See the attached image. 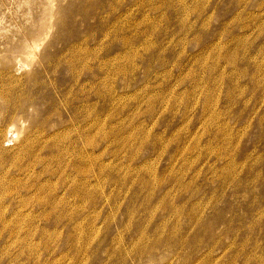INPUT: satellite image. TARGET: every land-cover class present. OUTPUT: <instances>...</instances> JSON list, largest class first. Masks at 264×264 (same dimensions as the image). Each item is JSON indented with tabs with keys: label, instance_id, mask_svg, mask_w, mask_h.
<instances>
[{
	"label": "rangeland",
	"instance_id": "374dc122",
	"mask_svg": "<svg viewBox=\"0 0 264 264\" xmlns=\"http://www.w3.org/2000/svg\"><path fill=\"white\" fill-rule=\"evenodd\" d=\"M98 1L0 0V73L37 102L3 127L13 163L85 81L67 68L80 52L91 76L89 139H76L91 158L18 177L24 199L0 195V264H264V0ZM133 128L149 144L131 161L117 145Z\"/></svg>",
	"mask_w": 264,
	"mask_h": 264
},
{
	"label": "bare ground",
	"instance_id": "6f19581e",
	"mask_svg": "<svg viewBox=\"0 0 264 264\" xmlns=\"http://www.w3.org/2000/svg\"><path fill=\"white\" fill-rule=\"evenodd\" d=\"M97 1V0H96ZM101 2V0H99ZM98 1V2H99ZM103 1V0H102ZM193 1V0H192ZM99 2V3H100ZM117 2V1H116ZM138 2V1H137ZM196 2V1H195ZM118 3V2H117ZM116 3V4H117ZM106 4V3H105ZM91 5V4H90ZM89 5V6H90ZM95 5V4H94ZM101 5V4H100ZM99 5V6H100ZM172 5V4H171ZM181 5V10L180 12H183V9L186 7V3L184 2H178V6ZM105 6V5H104ZM108 6V5H107ZM188 6V5H187ZM88 7V6H87ZM85 7V9L87 8ZM96 7V5H95ZM94 7V8H95ZM103 7V6H102ZM109 7V6H108ZM174 7V6H173ZM91 8V7H90ZM100 8V7H99ZM82 9V8H80ZM97 11L100 10L98 8H96ZM95 9V10H96ZM111 9V8H109ZM89 10V7H88ZM91 10V9H90ZM93 10V9H92ZM102 10V9H101ZM186 12L183 13L185 15H189L190 14V8L186 7ZM184 10V11H185ZM96 11V12H97ZM104 11V10H103ZM93 12V11H92ZM106 13V12H105ZM110 13V12H109ZM177 13V12H176ZM107 14V13H106ZM110 15V14H109ZM108 15V16H109ZM179 17V16H178ZM101 18V17H100ZM184 18V17H183ZM181 18V19H183ZM108 19V18H107ZM179 19V18H178ZM102 20V19H101ZM181 22V20L179 21ZM178 22V23H179ZM104 24V23H103ZM183 23H179L180 26H182ZM105 25V24H104ZM103 26V25H102ZM157 27L159 28V26L157 25ZM156 27V28H157ZM184 29L181 30L185 31L188 28H191L190 25L187 24V27L185 25H183ZM99 29V28H98ZM156 30V29H155ZM159 30V29H158ZM181 31V32H182ZM243 45V44H242ZM39 49V48H38ZM78 49H81L78 46H73L69 49V54L72 52H78ZM66 50V49H65ZM81 51V50H80ZM65 52V51H64ZM68 52V50H67ZM76 52V53H77ZM81 53V52H80ZM77 54L78 56H76V61H72L71 64L68 63L67 68L70 72H72L75 67L77 66V64L79 65H83V71L85 72V81L79 86L80 83H78L76 81V83L78 84V87L74 88L70 91V92H65L62 91L63 97L62 100H57V101H53L49 104L48 107H46V109H44L42 111V113L44 115H46V121H44L42 124L38 123L39 128L36 131V141L37 144H35V146H29L27 148V151L25 152V147H22L24 145H22V149L24 151H22V153H20L16 159V163H13V160H11L12 156H11V151L6 150L5 147H8L9 144L13 141L12 137H15V135L12 134V131L9 130L8 132H6V136H5V131L3 129V127H5V124L8 123L9 121H13L15 116L17 115V113L19 114V117H21V119L24 120L25 118V108L28 107H35V104L37 103L35 100L32 99V96H27L25 95V84L21 85L19 83H17V81L15 82L11 77H9V79H6V75H10L12 74L11 72L6 71V73H0V195L6 193L7 196L10 195H18V198H23L25 197V190L27 187H25V182L23 180H19L22 176H25V174L29 173L32 171V173L35 175V177H40L42 176V170H44V165L49 163V164H55L58 163L60 165V171H50V175L52 176H62V174L58 173V172H64L65 169L69 166L74 165V163L70 160H67V158L70 156V158H74L73 161L76 162V160L78 161V159H80V156H84L88 159V161L91 158V154L90 152L88 153V149L87 151H80L78 146H77V142L76 139L80 138L81 140L83 139L82 137H86L88 136L89 133V129H90V116H89V103H90V99L88 96V92L86 91V89L88 88V86H90L91 81L89 79H91V76L88 78V70L89 67H87V64H84V61H86V57L82 56V54ZM160 54V53H159ZM63 55V54H62ZM84 55V54H83ZM71 56V55H70ZM86 56V55H85ZM159 56V55H158ZM60 57V56H59ZM163 58V57H162ZM68 59V58H67ZM70 59V58H69ZM97 59V58H96ZM65 60V59H64ZM72 60V59H70ZM69 60V62H70ZM132 60V59H131ZM59 61V59H58ZM133 61V60H132ZM58 64V63H56ZM20 66V65H19ZM55 66V65H54ZM133 66V65H132ZM213 66V65H212ZM202 67V66H201ZM207 67V66H205ZM57 69L59 68V65L56 67ZM204 67H202L203 69ZM213 68V67H212ZM206 69V68H205ZM4 71V70H3ZM2 71V72H3ZM11 71V70H10ZM1 72V71H0ZM206 73V72H205ZM246 72H243L242 74L245 75ZM16 79L18 80V78L16 77ZM20 80V79H19ZM89 81V82H88ZM29 86V85H28ZM32 87V86H31ZM29 87L30 90L29 93L32 94V88ZM239 88L236 87V90L231 91L229 98L230 101H234L235 97L233 95V93L235 91H237ZM210 90V89H209ZM34 91V90H33ZM37 91V90H36ZM104 94V93H103ZM39 94V91L36 92V94L34 95V97H36V99H40V97H42V95ZM101 96V95H100ZM103 96V95H102ZM102 98V97H101ZM114 99V98H113ZM134 100H136L135 98H133ZM109 102V101H108ZM39 105V104H38ZM91 106V105H90ZM37 109V108H35ZM35 111V110H34ZM31 112V111H30ZM33 112V110H32ZM38 115V114H37ZM30 118V117H29ZM28 119V117H27ZM22 120V121H23ZM26 120V119H25ZM24 120V121H25ZM33 121V120H32ZM14 122V121H13ZM18 122V121H17ZM21 122V121H20ZM51 122V125H49ZM94 122V121H93ZM27 123V122H26ZM72 124V125H70ZM77 124V125H76ZM30 125V124H29ZM28 127V126H27ZM99 127V126H98ZM9 129V128H8ZM97 129V127H96ZM13 130V129H12ZM35 130V129H34ZM135 128H133L131 131L132 133L130 134V136L128 138H126L124 136L123 133H119V138L120 142L118 146V149L120 150L119 152L124 153V151H128L130 153V160L133 161L135 160L137 157V155L139 154L137 149L132 148V146L134 145L135 142H139L140 140V147L142 148V146L144 144H146L148 146L149 143H146V141H144L143 138L140 137L139 132L136 131L134 132ZM33 131V130H32ZM103 132V131H102ZM147 133V132H146ZM7 134H10L7 136ZM102 134V133H101ZM69 135H73L70 139ZM109 135V134H108ZM28 136V135H27ZM224 135L221 134V137H223ZM6 137V138H5ZM30 137V136H29ZM35 137V136H34ZM110 139V136H108ZM31 138V137H30ZM149 138V136H148ZM89 138L86 137V140H88ZM19 141V140H18ZM25 141V140H24ZM30 141V140H29ZM109 141V140H108ZM118 138L116 137L114 140V143L117 144L118 142ZM105 142V141H103ZM8 143V144H6ZM101 143V142H100ZM99 143V144H100ZM159 143V141H158ZM18 143H16L17 145ZM20 144V143H19ZM24 144V143H23ZM30 144V143H29ZM138 144V143H137ZM160 144V143H159ZM129 145V146H128ZM145 145V146H146ZM152 145L154 146V149L157 148V145L155 143V141H153ZM96 146H98L96 144ZM139 147V146H138ZM84 148V147H83ZM153 148V147H152ZM107 149V148H106ZM105 149V150H106ZM128 149V150H127ZM84 150V149H83ZM91 150V149H90ZM89 150V151H90ZM178 150L181 149H176V152ZM14 151V150H13ZM93 151V148H92ZM17 152V151H16ZM107 152V150H106ZM95 153V152H94ZM98 153V152H97ZM104 153V152H103ZM181 153V151H180ZM116 154V153H115ZM114 154V155H115ZM128 154V153H127ZM96 156V155H95ZM94 158H97L95 157ZM102 156V155H101ZM105 156V155H104ZM51 158V159H50ZM119 159V158H118ZM26 160V161H25ZM101 162V160H99ZM27 162V166L25 167V163ZM72 162V163H70ZM92 163V162H91ZM94 163V161H93ZM78 164V163H77ZM98 164V163H97ZM106 164V162H105ZM82 165V164H81ZM93 165V164H92ZM102 165V163H101ZM77 166V165H76ZM100 166V165H99ZM103 166V165H102ZM74 167V166H73ZM80 167V166H79ZM83 167V166H82ZM94 167V166H93ZM97 167V166H96ZM71 168V167H70ZM78 168V167H77ZM123 168V167H122ZM121 168V170H122ZM68 169V168H67ZM125 169V168H124ZM73 170V169H72ZM79 170V169H78ZM77 170V172H78ZM88 170V169H87ZM96 170V169H95ZM105 170V169H104ZM131 170H133V172H137L139 173V171L141 169H137L136 166H134V168H132ZM70 171V170H69ZM89 171V170H88ZM102 172V169L100 170ZM73 172V171H72ZM74 173V172H73ZM113 173V172H112ZM132 173V172H130ZM95 174V173H94ZM99 174V173H98ZM103 174V172L101 173ZM108 174V173H106ZM46 175V174H45ZM80 175V174H79ZM92 175V174H91ZM110 175V174H109ZM113 175V174H112ZM118 175V174H117ZM128 175V174H127ZM175 175V174H174ZM173 175V176H174ZM73 176V175H72ZM95 176V175H92ZM104 176V175H103ZM108 176V175H105ZM111 176V175H110ZM140 176V174H139ZM19 177V179H18ZM45 177V176H44ZM66 176H64L63 178H65ZM75 177V176H74ZM101 177V176H100ZM62 178V177H61ZM60 178V179H61ZM99 178V177H98ZM104 178V177H103ZM97 179V178H96ZM131 180L132 177H130ZM129 179V181H130ZM34 180V179H32ZM54 180V179H53ZM52 180V182H53ZM81 180V179H80ZM151 180V179H150ZM48 181V180H45ZM44 181V182H45ZM136 181V180H134ZM138 184L142 187V190H147L149 189V184L150 183H145L146 179L142 178L140 176V178L137 180ZM154 182L156 183H160L163 182L164 180L162 178H156L153 179ZM36 182V181H35ZM55 182V181H54ZM60 182V181H59ZM57 182V183H59ZM64 182V180L62 181ZM82 182V181H81ZM93 182V181H92ZM112 182V181H111ZM121 182V178L120 181ZM67 183V182H66ZM69 183V182H68ZM94 184V183H93ZM100 184V183H99ZM153 184V183H152ZM34 185V184H33ZM46 185V184H45ZM68 185V184H67ZM92 185V184H91ZM104 185V184H103ZM176 185L178 187H184L183 182L181 179L178 180V182L176 183ZM49 186V185H47ZM51 186V184H50ZM60 186V183L59 185ZM34 187V186H33ZM52 187V186H51ZM69 187V186H68ZM73 187V186H72ZM40 188V187H39ZM101 188V187H100ZM36 189V188H35ZM38 189V188H37ZM43 189V188H42ZM46 189V187H45ZM82 189V188H81ZM186 189V188H184ZM86 190V189H85ZM103 190V189H102ZM33 191V190H32ZM35 191V190H34ZM39 191V190H38ZM45 191V190H44ZM92 191V190H90ZM89 191V192H90ZM37 192V191H36ZM56 192V191H55ZM63 192V191H62ZM76 192V191H75ZM101 192V191H100ZM103 192V191H102ZM27 193V192H26ZM35 193V192H34ZM57 193V192H56ZM59 193V192H58ZM57 193V195H58ZM66 193V191H65ZM78 193V192H77ZM80 193V192H79ZM31 194V193H30ZM95 194V193H94ZM153 194V193H152ZM35 194H33L32 196H34ZM79 195V194H78ZM88 195V194H87ZM171 195V194H170ZM31 196V195H30ZM48 196L45 195V197ZM51 196V195H50ZM153 196V195H152ZM165 196V195H164ZM163 196V197H164ZM47 198V197H46ZM81 198V197H80ZM84 198V197H83ZM97 198V197H96ZM95 198V199H96ZM6 199V198H5ZM90 199V197H89ZM8 200V199H7ZM62 200V198H61ZM60 200V201H61ZM94 200V198H93ZM97 200V199H96ZM106 200V199H105ZM63 201V200H62ZM107 201V200H106ZM77 202V201H76ZM94 202V201H93ZM56 204V203H55ZM75 204V203H74ZM89 204H91L89 202ZM93 204V203H92ZM159 204V203H158ZM54 205V204H53ZM73 205V204H72ZM198 208V204L196 205ZM10 208V207H9ZM32 208V207H30ZM29 208V209H30ZM91 208V207H89ZM13 209V208H12ZM10 209V210H12ZM73 209V208H72ZM9 211V210H8ZM34 211V210H33ZM36 211V210H35ZM65 211V210H64ZM68 211V210H67ZM78 211V210H77ZM177 211V209H176ZM66 212V211H65ZM181 211L178 209L177 213H180ZM10 213V211H9ZM68 213V212H67ZM75 213V212H74ZM34 214H32L33 216ZM41 215V214H40ZM76 215V214H75ZM47 216V214H46ZM37 217V216H36ZM47 218V217H46ZM63 219V218H62ZM65 219V218H64ZM132 219V218H131ZM29 220V219H28ZM48 220V219H47ZM72 221V218L70 219ZM9 221V220H8ZM33 221V220H32ZM6 223V222H5ZM175 232V231H174ZM173 234V232H172ZM172 236V235H171ZM135 241V240H134ZM132 246V245H131ZM121 248V247H120ZM123 257V256H122Z\"/></svg>",
	"mask_w": 264,
	"mask_h": 264
}]
</instances>
